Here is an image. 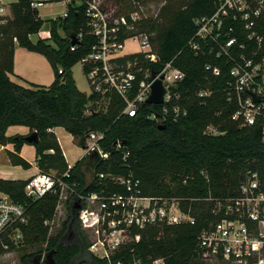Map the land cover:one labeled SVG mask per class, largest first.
Returning a JSON list of instances; mask_svg holds the SVG:
<instances>
[{
    "label": "trees",
    "instance_id": "obj_1",
    "mask_svg": "<svg viewBox=\"0 0 264 264\" xmlns=\"http://www.w3.org/2000/svg\"><path fill=\"white\" fill-rule=\"evenodd\" d=\"M110 2L121 13L143 7V0ZM10 7L12 18L2 27L0 39V145H12V150L6 151L9 163L23 169L31 166L18 154L21 146L28 143L34 147L35 163L41 172L54 169L61 177L68 170L69 176L63 179L69 184L75 182L80 194L102 188L125 192L109 176H131L138 180L140 195L175 199L193 219L192 223L130 227L131 249L111 257H97L88 251L71 206L61 229L48 234L45 220L56 206L58 188L42 198L31 199L24 194L26 179L0 178V190L24 208L26 223L20 226L24 241L45 244V257L49 261L50 255L52 264H155L157 260L163 264H221L205 261L197 238L220 218L212 211L217 202L236 196L250 171L257 172L264 190V119L250 126H240L232 120L235 107L227 96L231 63L191 49L189 42L196 31L194 19L211 14L215 0H189L178 7L165 4L155 15H146L141 23L159 59L152 69L156 71L171 61L184 73L174 89L186 113L177 120L163 121L164 128L145 116L156 106L144 105L138 114L129 117L120 113L122 104L115 94L103 102L100 96L85 94L76 87L71 68L92 42L84 34L79 45L70 49V36L85 28L80 7H68L65 17L48 20L49 36L35 41L30 36L44 23L37 10L30 7L29 0H16ZM15 44L48 60L54 74L49 85L27 81L22 85L10 79ZM208 64L219 69L218 75L206 69ZM200 91L209 93L201 97ZM100 103V109L93 108ZM87 106L89 113L85 112ZM12 125L25 126L28 133L36 131L38 141L29 143L25 135H8L7 128ZM57 126L76 137L79 147L84 146L88 133H103L101 146L110 154L107 159L91 158L93 178L89 183H84L81 170L84 157L68 167L52 131ZM207 126L214 127L218 134L209 133ZM117 140L123 143L120 149L113 146ZM99 173L106 177L99 179ZM28 257L39 264L40 255L28 253L22 259Z\"/></svg>",
    "mask_w": 264,
    "mask_h": 264
},
{
    "label": "built area",
    "instance_id": "obj_2",
    "mask_svg": "<svg viewBox=\"0 0 264 264\" xmlns=\"http://www.w3.org/2000/svg\"><path fill=\"white\" fill-rule=\"evenodd\" d=\"M51 3H62L64 10L49 20L65 17L68 7H80L84 14L85 28L74 35L76 43L70 44V49L79 45L84 34L92 38L86 54L79 60L89 93L100 96L103 102L115 94L122 104L120 113L129 117L138 114L144 105L156 106V109L147 111L145 116L158 124L168 118L177 120L185 115V109L179 104L180 96L174 89L184 78V73L174 67L171 61L156 71L152 69L159 59L153 50L150 35L141 29V23L146 18L142 6L121 13L110 4V0H29L30 7L36 10ZM11 18L10 3L0 0V39L2 27ZM194 24V40L189 42L191 49L195 53L207 52L222 57L231 63L227 96L235 109L230 118L239 122L240 126L262 121L264 0H215L213 12L195 18ZM129 39L136 43V49L126 52L124 47ZM206 69L211 70L213 75L219 73L217 67L209 64ZM157 79L164 88L162 102L146 103ZM208 93L200 91L198 95L203 97ZM254 95L259 97L258 101L254 100ZM89 107H86V113L90 112ZM206 130L218 134L212 126H207ZM102 140L103 133H88L84 138V146L80 147L81 158L89 156L107 159L110 153L102 148ZM122 145L118 140L113 143L117 149ZM3 149L4 146L0 145V151ZM125 156L126 152L123 159ZM68 176V170L61 177H55L37 169L26 178L24 194L31 199H39L58 188V197L67 191L72 201L80 199L81 208L76 222L80 228L96 236L90 248L99 245L103 251L101 257H108V252L123 244L130 227L193 222L192 217L180 209L175 199L140 195L138 180L131 176H109L125 192L102 188L87 194L76 192L75 182H65L63 177ZM98 177L103 179L106 175L99 173ZM212 211L219 214L220 218L197 238L206 259L221 264H264V190L260 187L257 172L250 171L239 193L218 201ZM25 223L23 206L13 202L7 193L0 190V236L12 233L21 236L20 226Z\"/></svg>",
    "mask_w": 264,
    "mask_h": 264
},
{
    "label": "rangeland",
    "instance_id": "obj_3",
    "mask_svg": "<svg viewBox=\"0 0 264 264\" xmlns=\"http://www.w3.org/2000/svg\"><path fill=\"white\" fill-rule=\"evenodd\" d=\"M7 3H13L16 0H3ZM189 0H143V8L144 12L148 16L155 15L159 9L165 5L169 4L172 7H178L186 4ZM111 4V3H110ZM109 5V4H108ZM112 5V4H111ZM113 7H116L112 5ZM64 10V5L62 3H51L49 5H43L38 7L37 12L38 16L44 20V23L40 30L36 34H32L30 39L35 41L37 38H47L49 36V23L48 20L52 17L58 16ZM136 49V43L129 39L125 43L124 51L130 52ZM21 55L18 54V62L21 60ZM44 59V58H42ZM46 59V58H45ZM46 61V60H45ZM33 65L39 66V62L36 59H32ZM38 62V63H37ZM42 66V65H41ZM43 69V67H42ZM72 77L74 79L75 84L77 85L80 91L84 93H89V87L86 81V77L81 68L80 62H77L71 68ZM11 80L25 85L24 82L16 78L14 75H11ZM102 107V103L99 105H94V109H100ZM56 136L59 141V145H61L62 149L66 153L67 159L70 164H73L74 160H77L82 155V150L77 144V139L70 133L66 132L63 128L57 127L56 128ZM25 151H23V155H25L28 159H33V149L30 147V144H25ZM65 159V158H64ZM81 159V158H80ZM35 161V159H34ZM68 165V164H67ZM35 167L36 164H35ZM38 168V167H37ZM81 170L84 174V183H89L93 178V171H92V163L91 157L83 158V162L81 165ZM49 174L54 175L55 177L58 176V173L54 169H49L47 171ZM26 174L25 171L22 170L21 167H12L8 162L7 158L1 159L0 158V178H5L6 176H10L13 178L23 177ZM76 190V189H75ZM78 192V190L76 191ZM71 195L67 191H63L61 193V197H58L56 206L53 210L51 217L45 220L46 224L49 226V235L56 234L62 227L63 222L67 218L69 214V206L72 203L70 199ZM94 208V205H91ZM77 223V222H76ZM82 235H84L87 244H88V251L97 257H101L103 255V251L99 245H96L94 248H90V245L96 241V236L92 235L91 231L80 228ZM16 233H12L11 235H2L0 236V264H35V262H31V258L22 259L23 255L28 253L38 254L40 255L39 264L42 262H49L45 257V244H37V245H30L26 243L23 239V236L15 235ZM132 239L129 233H127L125 237V241L123 244L113 250L108 252V257H111L114 253L122 251L123 249L130 248L131 249ZM40 250V252H36ZM207 262L215 263L211 260H205ZM118 262L117 264H119ZM155 264H163L162 261L157 260Z\"/></svg>",
    "mask_w": 264,
    "mask_h": 264
},
{
    "label": "crops",
    "instance_id": "obj_4",
    "mask_svg": "<svg viewBox=\"0 0 264 264\" xmlns=\"http://www.w3.org/2000/svg\"><path fill=\"white\" fill-rule=\"evenodd\" d=\"M18 54H20L22 57L19 62H18ZM33 58L39 62V66L33 65V62H31ZM42 58H44V59H42ZM42 67H43V69H42ZM13 75L18 76L19 80H21L22 82L27 81V82H31V83H35V84H39V85H45V86L49 85L54 78V74H53V70L51 68V65L48 62V60L45 59V57L43 55H41L37 52H34V51H29V50L19 46L18 44H15L14 52H13ZM9 77L11 79V75H9ZM76 87H77V85H76ZM81 92H83V91H81ZM85 94H88V93H85ZM57 127H54L52 129L55 136H56L55 131H56ZM27 133H28V128L25 126L12 125V126H9L7 128V134L8 135H16V134L26 135ZM56 138H57V136H56ZM57 141H58V139H57ZM58 143H59V141H58ZM59 146L61 148V151H62V154L65 158L66 163L68 165H72L68 161L66 153L62 149L61 145H59ZM25 147H26L25 144H23L21 146L18 154L23 159H25L31 166L27 169L22 168V170L26 172V174L23 177L13 178L10 176H6L5 179H22V180H24L27 177H29L31 174H33L34 172L37 171L38 168L35 167V164H34L35 163V161H34V159H35L34 147H33V145H30V147H32V149H33V159L32 160L28 159L25 155H23L22 152L25 151ZM7 150H12L11 144H7L6 146H4V149L0 151V158L1 159L7 158V155H6ZM81 156L77 160H79L81 158ZM77 160H74L73 164ZM7 162L9 163L8 159H7ZM11 166L12 167H20V166H13V165H11Z\"/></svg>",
    "mask_w": 264,
    "mask_h": 264
},
{
    "label": "water",
    "instance_id": "obj_5",
    "mask_svg": "<svg viewBox=\"0 0 264 264\" xmlns=\"http://www.w3.org/2000/svg\"><path fill=\"white\" fill-rule=\"evenodd\" d=\"M70 43L74 44L76 43V38L74 37V35L70 36ZM154 74V73H153ZM164 94V88L161 84V81L159 79H157L151 88V94L148 97V99L146 100V103L149 104H158L162 102V96ZM254 100L258 101L259 97L257 95H254ZM159 128H164L163 124H159L158 126ZM25 140L29 143H35L38 141V135L36 133V131H32L30 133H28L27 135L24 136ZM72 212L74 213V217L76 219L77 213L81 208V200L80 199H75L72 201V203L70 204ZM49 262L52 264L53 261L49 255Z\"/></svg>",
    "mask_w": 264,
    "mask_h": 264
}]
</instances>
